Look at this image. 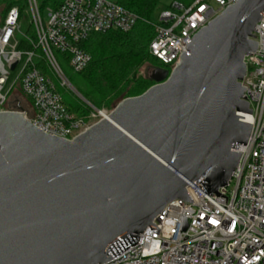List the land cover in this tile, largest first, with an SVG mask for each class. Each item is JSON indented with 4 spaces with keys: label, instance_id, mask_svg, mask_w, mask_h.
<instances>
[{
    "label": "water",
    "instance_id": "95a60500",
    "mask_svg": "<svg viewBox=\"0 0 264 264\" xmlns=\"http://www.w3.org/2000/svg\"><path fill=\"white\" fill-rule=\"evenodd\" d=\"M264 0H236L201 28L168 73L120 100L73 140L0 112V264H99L198 183L227 184L251 124L240 81ZM14 67V64L11 66Z\"/></svg>",
    "mask_w": 264,
    "mask_h": 264
},
{
    "label": "built area",
    "instance_id": "2783aa9c",
    "mask_svg": "<svg viewBox=\"0 0 264 264\" xmlns=\"http://www.w3.org/2000/svg\"><path fill=\"white\" fill-rule=\"evenodd\" d=\"M25 1L33 36L20 31L16 6L0 24V112H18L45 134L73 140L109 111L88 102L95 111L83 118L66 107L58 84L71 86L54 51L80 72L90 61L80 42L92 32H127L141 18L112 0H60L46 7L44 19L37 0ZM235 1L192 0L187 6L174 1L171 8L178 13L163 9L152 23L149 53L169 73L192 37ZM18 33L28 47H19ZM252 34L256 49L244 57L240 81L250 113L238 112L251 126L246 143L234 147L240 155L230 179L217 190L226 203L190 183L192 202H168L151 221L159 229L146 226L134 245L99 264H264V12Z\"/></svg>",
    "mask_w": 264,
    "mask_h": 264
},
{
    "label": "trees",
    "instance_id": "16d2710c",
    "mask_svg": "<svg viewBox=\"0 0 264 264\" xmlns=\"http://www.w3.org/2000/svg\"><path fill=\"white\" fill-rule=\"evenodd\" d=\"M59 1L40 0L39 8L55 7ZM117 2L137 13L141 20L127 32H92L80 42V46L90 54V61L86 68L80 71L84 82L79 92L97 109H112L120 100L140 95L153 85L155 82L149 77V70L147 73L140 72L142 66L164 68L148 50L153 36L151 19L161 0ZM13 6L18 8L21 18L24 17L22 10L26 7L25 0H0V14L5 15ZM19 47H28L27 41L20 38ZM40 63L43 65V60ZM66 107L79 117L85 116L90 110L88 106Z\"/></svg>",
    "mask_w": 264,
    "mask_h": 264
},
{
    "label": "rangeland",
    "instance_id": "374dc122",
    "mask_svg": "<svg viewBox=\"0 0 264 264\" xmlns=\"http://www.w3.org/2000/svg\"><path fill=\"white\" fill-rule=\"evenodd\" d=\"M40 0H37V2ZM112 1H116L117 0H112ZM174 1H178L181 2L183 5L187 6L191 3L192 0H161V3L159 4L157 11L155 12L154 17L151 19V24L152 23H158L159 22V12L163 9H169L172 13L177 14L178 11L176 9L171 8V4ZM39 5V3H38ZM47 7V6H46ZM46 7H42L40 8L43 18H46ZM0 11H1V7H0ZM26 7L22 10V13H24V17H22L20 19V31L22 33H27L28 35H34L33 33V28L32 25L29 23V17L26 14ZM5 15H1L0 14V24L3 22V18ZM171 23V20H169L168 23H162L163 26H167ZM22 34L18 33L17 34V39L22 38ZM55 57L57 59V62L61 68V70L63 71L64 75L66 76L67 80L69 81V84L71 87L67 86H61L58 84V91L60 92L61 96H62V100L63 103L67 106H72V107H78V106H88V102L87 100L81 95V93L79 92L81 89V86L83 85V78L80 74V72L75 71L71 65L70 62L68 60V57H66V55H64L63 53H60L58 51H54ZM162 66V65H161ZM153 67H146V66H142L140 68V72L141 73H147L148 70H150ZM168 69V67H166ZM99 109V108H98ZM94 109L90 108L89 112H87V114L85 116H83V118H88L90 117V114L92 113ZM99 110L102 111H110L111 109L108 108H100ZM95 111V110H94Z\"/></svg>",
    "mask_w": 264,
    "mask_h": 264
}]
</instances>
